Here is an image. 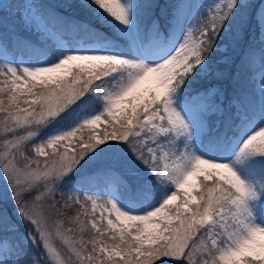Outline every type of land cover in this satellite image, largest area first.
<instances>
[{"label":"snow or ice","instance_id":"6c2138e0","mask_svg":"<svg viewBox=\"0 0 264 264\" xmlns=\"http://www.w3.org/2000/svg\"><path fill=\"white\" fill-rule=\"evenodd\" d=\"M262 34L264 0H0V264H264Z\"/></svg>","mask_w":264,"mask_h":264},{"label":"rangeland","instance_id":"374dc122","mask_svg":"<svg viewBox=\"0 0 264 264\" xmlns=\"http://www.w3.org/2000/svg\"><path fill=\"white\" fill-rule=\"evenodd\" d=\"M47 1H49V2H51L53 4L60 2V0H47ZM14 2L17 3V4H22V3L26 2V0H14ZM173 2H177V0H173ZM21 11H22V9H21ZM260 39L261 40H264V34H262V36L260 37ZM257 79H258V77H257Z\"/></svg>","mask_w":264,"mask_h":264},{"label":"trees","instance_id":"16d2710c","mask_svg":"<svg viewBox=\"0 0 264 264\" xmlns=\"http://www.w3.org/2000/svg\"><path fill=\"white\" fill-rule=\"evenodd\" d=\"M46 2L51 3L47 0H46ZM164 2H165V0H161V3H164ZM168 2H173V0H168ZM260 56H261V52L259 50H257L255 53V60H256L257 66L259 65ZM244 83L245 84L247 83L246 79H245Z\"/></svg>","mask_w":264,"mask_h":264}]
</instances>
